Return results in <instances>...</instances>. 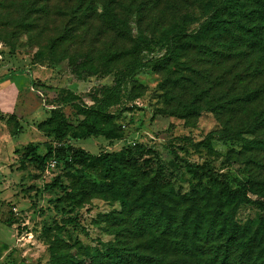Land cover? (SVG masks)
Here are the masks:
<instances>
[{"label": "rangeland", "instance_id": "1", "mask_svg": "<svg viewBox=\"0 0 264 264\" xmlns=\"http://www.w3.org/2000/svg\"><path fill=\"white\" fill-rule=\"evenodd\" d=\"M75 2L0 0V245L15 242L8 264H50L48 242L56 237L66 245L81 244L92 256L118 241L180 264H214L225 249L222 226L236 231L230 264L243 258L242 264H264V210L242 200L229 203L224 194L225 187L264 179V146L255 142L264 140V126H251L256 113H264V48L256 42L264 34L260 22L243 16L244 5L237 1L225 5L226 24L201 29L212 10L208 0H116L134 8L131 36L122 37L101 21V4L96 3L97 15L81 17L80 23L69 10ZM184 14L190 17L183 19ZM73 21L79 24L73 38L48 46L50 37ZM196 31L194 49L156 63L170 36ZM139 36L150 41L140 54L146 66L121 80L119 99L105 107L103 119L97 105L126 59L106 67L95 60L94 74H86L73 72L56 52L87 51L98 58L127 49ZM197 94L198 112L171 113ZM55 107L68 121L63 142L94 156L121 151L114 163L133 178H124V191L99 159L52 161L44 168L21 164L26 144L42 149L45 142L57 143L37 128ZM91 120L121 136L78 138ZM230 131L234 137L222 134ZM181 159L209 166L212 175L185 172ZM156 172L157 203L141 218L140 205L151 195L142 186ZM162 200L174 214L168 229L159 211ZM8 218L15 223L7 225ZM189 237L201 248L191 246ZM83 251H75L76 257L87 260Z\"/></svg>", "mask_w": 264, "mask_h": 264}, {"label": "trees", "instance_id": "2", "mask_svg": "<svg viewBox=\"0 0 264 264\" xmlns=\"http://www.w3.org/2000/svg\"><path fill=\"white\" fill-rule=\"evenodd\" d=\"M231 1L239 2L240 6L244 5L243 16L258 20L259 27L264 30V0H208L211 5V12L206 16L201 24V29H214L226 24L225 13L227 7H231ZM96 3L101 4L102 13L99 14L101 21L104 25L115 32L118 36L126 37L131 36V27L129 23V16L134 11L132 2H128L124 5H120L116 0H76L75 3L70 7V13L77 15L76 20L83 22L82 18L94 17L97 15ZM206 4V3H205ZM31 9L26 7V11ZM189 14H184L183 19L189 18ZM77 22L70 23L69 26H63L61 31L56 35L50 37L48 40V46L51 48L58 46L60 43L71 40L75 34V26ZM182 33H175L168 38V43L165 48V52L157 59L156 63H168L176 60L180 53L184 50H191L196 47V39L198 37V31L193 33L190 37H183ZM5 39V38H2ZM256 42L264 48V34H262L259 40ZM150 41L145 36H139L134 39V42L127 49H121L106 54L100 55L98 58H94L91 53L87 51L71 52L61 49L56 52V55L60 61L64 60L70 66L73 72L94 74L93 65L95 60H100L102 65H109L111 62L123 61L126 59L123 67L119 70V76L117 77L115 84L111 88L104 89L102 92L101 102L97 105V111L101 118H106L107 114L103 111L105 107L115 104L119 99V89L121 80L124 78L131 77L132 74L146 66V62L142 60L140 54L149 49ZM105 73L112 71L110 68L102 70ZM201 99L200 94H197L191 100L183 102L180 108H176L171 112L178 116H185L191 113H196L200 110L199 101ZM14 117V116H12ZM254 124H251L253 128L261 125L264 126V113L257 112L254 120ZM67 119L64 113L59 107L51 108L48 115L37 124V128L47 135H53L56 144L45 142L41 149L38 144L32 142L26 144L23 151L20 153V162L22 165H31L36 168H44L47 164L54 161L60 162H79L85 161L86 159H99L103 163V169L106 174L116 177L121 184V189L124 191L126 183L124 178H127L130 182H133L131 173L120 171L117 164L114 163L115 158L119 157L121 151L118 152H106L100 156H94L89 151L83 148L73 146L72 144L63 142L66 135ZM15 132H20L21 126L17 120H14ZM233 136V131L222 132V134ZM90 136H102L106 139H116L121 136L120 132L116 129L102 128L98 126L95 121H86L85 125L78 135V138L85 139ZM258 145L264 146V140H255ZM17 153L18 150H15ZM181 167L185 172L190 174H208L212 175V169L204 164H192L186 159H181ZM158 173L150 178L147 183L142 186V192L149 191L151 195L148 198V204H141L139 209V215L141 218L147 217L154 204L157 201L153 197V193L160 187V182L156 179ZM254 194V196L251 195ZM225 198L229 203L237 200L249 202L264 210V179L261 181H255L248 179L241 186H237L233 189L224 188ZM160 213L165 222V227L168 229L173 220V212L170 209V204H167L163 200L159 202ZM5 223L11 225L15 223L13 218H8ZM221 231H225V249L220 256V260L214 264H230V247L236 240V231L233 226H228L224 229L221 227ZM55 238V237H54ZM191 246L201 248L202 244L198 243L197 238L189 237ZM190 244V243H189ZM109 248L106 251H96L94 256L89 251H83L81 244L66 245L56 237L53 242H48V248L50 250V264H180L178 261L170 260L162 254H145L138 251L135 247L125 246L117 242L109 243ZM183 245H186L185 242ZM8 248L7 244L3 243L0 245V251H4ZM77 250H82L83 254L86 252L87 260L77 258ZM245 259V258H243ZM243 259H240L238 264L243 263ZM200 264H205L203 261Z\"/></svg>", "mask_w": 264, "mask_h": 264}, {"label": "crops", "instance_id": "3", "mask_svg": "<svg viewBox=\"0 0 264 264\" xmlns=\"http://www.w3.org/2000/svg\"><path fill=\"white\" fill-rule=\"evenodd\" d=\"M19 240L20 238L18 239V241ZM5 244H7L8 248L0 253V264H8L6 259H9L8 254L10 253V250H12V246H14L15 242L13 244H8V243Z\"/></svg>", "mask_w": 264, "mask_h": 264}]
</instances>
